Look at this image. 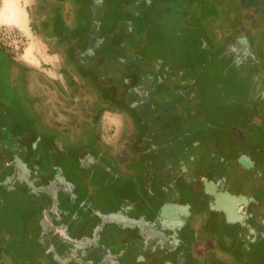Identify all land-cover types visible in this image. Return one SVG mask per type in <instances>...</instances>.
Here are the masks:
<instances>
[{
  "label": "rangeland",
  "instance_id": "rangeland-1",
  "mask_svg": "<svg viewBox=\"0 0 264 264\" xmlns=\"http://www.w3.org/2000/svg\"><path fill=\"white\" fill-rule=\"evenodd\" d=\"M31 1L0 0V45L17 61L37 70L47 79L62 80L54 71L56 56L49 53L42 39L32 31L33 14L28 13ZM39 1L43 5L54 3L53 0ZM55 1L59 2L60 8L67 9L86 0ZM241 1L244 3L242 7L238 0H97L92 17L102 27L109 24L110 27L100 29V32H105L107 40L111 41L109 46L113 57L108 62L93 57L89 65L98 69V74L106 65L108 74L104 75L101 83L112 84L117 97L134 102L133 107L130 106L131 112L126 111V115H132L134 128L131 131V122L125 114L115 111H104L97 125L93 115L98 110L94 109L89 115L84 100L64 114L59 112L53 101H48L42 106L37 105L44 108L45 115H28L32 121L43 119L58 127L56 131L44 133L43 142L36 144L35 141L34 150L22 155L30 162L33 155L43 152L40 169L43 171L53 163L61 168L64 178L71 182L74 198L77 199L75 202L83 200L85 203L83 209H114L121 207V201L119 195L112 194L114 199L104 200L102 205V194L108 193V188L102 185L100 170L92 172V166V169L76 168L74 161L77 159L86 166L93 161L86 146L79 148L82 144L101 143L105 149L97 150V154L108 160L106 163L112 166V170L115 168L118 171L120 168L116 166L111 152L121 155L120 138L123 137L124 171L134 162H140L138 152L145 150L142 162L150 165L146 170L153 175L154 181L169 182L171 177L179 181L182 176L191 182L192 191L184 195L188 203L185 208L189 211L186 210L181 219L174 216L171 219L173 227L169 228L170 236H176L174 242L184 249L186 257L173 260L164 244L157 245L155 240L141 242L134 231L126 230L127 225L138 223L136 217L139 215L145 218L140 223V230L145 229L148 235L149 230L166 235L168 231L157 226L159 217L154 214L162 196H146V191L133 177L134 167L128 169L130 172L127 170L124 178L119 176L123 180L124 196L135 200L136 205L111 214L110 224L104 225L100 231V241L110 250H118L123 256L120 259L123 264H198L197 261H201L194 259L197 256L194 250L196 243L201 249L204 245L207 248L203 264H264V78L251 73L249 66L237 65L218 54L226 29L233 25L236 18H240L241 13H245L248 24L260 16L258 0ZM80 13L71 11L72 17L78 16L71 28L82 25L84 18ZM116 36L122 39L121 43L112 42ZM141 50H144L141 54L145 57L141 59L140 56L138 60L136 54ZM151 55L152 58L149 57ZM31 78L29 88L39 93L40 89ZM26 88V80L6 76L0 83V96L16 97L15 100L31 107L33 99L29 98ZM0 122L1 127L7 128L9 136L16 133L17 125L14 127L7 115H0ZM40 122L44 124L42 120ZM62 127L67 129L59 130ZM57 135L62 142L59 159V154L55 155L54 150L44 149L42 145L44 142L51 143L52 136ZM24 137L22 145H27L29 139ZM4 143L11 145L9 140ZM0 148L3 146L0 145ZM5 155L0 151V156L8 159L1 162L11 163L12 157ZM206 180L208 183H205ZM218 180L221 186L217 185ZM201 188L208 189L210 199H214L212 192L225 190L229 194L217 195L242 202L244 210L240 209L236 214L228 205L224 216L227 221L240 224L246 218L253 230L258 229L260 237L254 239L251 248L253 252L261 251L259 258L257 255L254 257L251 248L244 251L249 240L245 229L236 231L231 226L224 228L217 223L220 227L213 230L210 224L207 225L205 219L209 213L198 192ZM4 189L0 186V240L10 241L15 237L25 244L26 239L30 241L37 231L33 221L35 197L27 195L19 185L14 193L21 197L9 195ZM165 191L170 196L168 201L179 203L173 181ZM61 197L65 198L62 193ZM27 201L32 204L28 205ZM68 204L74 209L70 202ZM176 207L179 216L184 206ZM232 207L236 209L239 205L235 203ZM159 216L163 225L165 217ZM87 218L88 223L92 221L89 216ZM183 223L186 225H181ZM117 224L126 231L119 233L115 227ZM247 225L241 224L240 227ZM91 228L90 224L86 232L91 233ZM232 235L235 238L230 241L228 237ZM207 242L209 245H206ZM38 248L39 244L34 248L35 252L41 254ZM6 250V246L0 244V258L11 264L13 256L16 259L18 256ZM248 256L252 259L245 260ZM17 264L26 263L19 261Z\"/></svg>",
  "mask_w": 264,
  "mask_h": 264
},
{
  "label": "flooded vegetation",
  "instance_id": "flooded-vegetation-1",
  "mask_svg": "<svg viewBox=\"0 0 264 264\" xmlns=\"http://www.w3.org/2000/svg\"><path fill=\"white\" fill-rule=\"evenodd\" d=\"M53 1L54 3L51 2L43 5L39 0H32L31 9H28V13L33 14V18L31 19L32 31L42 39L49 53L56 56L57 64L54 65V71L62 80L47 79L42 73L35 69H33L35 73H33V71H25L26 75L24 76V80H26V90L29 98L33 99L31 107L26 105V103L22 104L23 102L21 100H15L16 97H8L7 99L0 97V115H7L14 123V127L15 124L17 125L15 127V129H17L16 133L13 132L11 136H9L5 130L6 140H9L11 145H6L4 143L6 140L0 138V145L3 146V148H0V151H3L6 157L10 155L13 160L11 163L5 164L1 161L8 159L0 156V186L5 187L4 192L9 195L13 194L15 196L17 195V197H21L22 195L14 193L16 187L19 185L24 188L27 195H33L35 197L34 205L36 206L33 209V221L34 225L37 226V231L34 232L35 235L33 238H30V241L26 239L25 244L15 237L10 239V241H8V239H3V241L0 240V244L6 246L8 253L17 254V259L13 256L11 264H17L19 261L25 262L26 264H48L50 262L58 264H123L120 260L123 256L119 251L116 250L115 252L114 249L110 250L100 241V231L104 225L110 224L111 214H115L117 211H123L124 208L134 207V205H136L135 200L124 196L123 180L119 178V176L124 178V175L127 174V170L134 167L133 174L135 173V175L133 177L135 180L139 181L138 183L141 189L146 191V196L151 197L154 194L162 196V199L155 206L154 214L159 217L158 220L160 223H158L157 226L159 228L162 227L163 231L166 230L168 233L166 235H160L159 231L155 233L157 230H149L150 234L148 235L145 229H139L141 221H145V218L139 215L136 217L138 223L127 225L126 227L128 229L126 230L134 231L138 238H141V242L146 243V241L155 240L157 245L164 244L165 248H167L170 253L169 257H172L173 260L178 257H186L184 249L180 248L179 245H176L174 242L177 240L175 239L176 236H170L171 230H169V228L173 227L171 219H174V216L177 219H181L182 214H184L186 210L189 211L187 207L185 208V205L187 206L188 203L184 195L186 192L192 191L191 182L186 177L181 176L179 181L171 177L170 181H173L175 184L179 203L168 201L170 196L165 190L170 186V181H154L153 175H150V173L148 174L146 168L150 165L143 164L142 162L145 150L138 152L140 155V162H134L133 165L135 166H127L128 169L124 171V160L126 158L124 157V138L121 137V155L117 152H111L113 159H115L114 162L116 166L120 168L117 171L115 168L112 170V166L106 163L108 160L104 157L101 158L100 155L97 154V150L105 149L101 143H95L94 145L91 143L79 145V148H84L86 146L88 153L91 152L90 155L93 161L90 162L91 165L86 166L82 165L79 162L80 160L77 159L74 161V165L78 169H92L93 167L92 172H94V170H100L99 178L103 179L102 185L108 188V193L102 194L104 196L102 205L105 203L104 200L114 199L112 194L116 196L119 195L121 201L119 202L121 207L116 206L114 209L108 210H101L98 207H93L92 210L89 211L82 208V206L85 205L83 200L78 203L75 202L77 199L74 198V190L72 189L71 182L64 178L61 168H57L53 163L46 166L50 169L46 168L43 171L40 169L39 163L42 161L43 152L41 155H33L30 162L22 155V153L25 154L26 151L32 152L34 150L33 145L35 141L36 144L38 142H43L42 140L44 136H46L44 133L49 132L51 129L56 131L55 129L58 127L51 122L49 124L43 119L41 120L45 125L43 123L41 124V120L32 121L31 117L28 118V115H45L43 112L44 108H38V104L42 106L48 101H53V103L57 105L59 112L64 114L73 105L84 100L86 112L89 115L92 114L94 109L99 111L100 107H102L103 110L100 112L98 118H95L97 125L98 119L104 111H115L126 115V111L131 112V107H133L134 104V102L127 101L125 98L117 97L116 89L112 84L101 83L106 74H108L106 65L102 66L104 70L99 74L98 69L89 65L93 57H98L104 62L110 61L113 57L112 48L109 46L111 41L109 42L107 40L109 38L106 36L105 32H100V29L106 30V27H110L109 24L102 27L101 24H98L99 21L92 17V12L95 10L94 7L98 5L96 4L97 0H86L82 2L81 5L78 3L75 4L76 7H68L67 9L60 8L59 2ZM72 10L81 12L80 15L84 18L82 25L78 28H71L74 24L73 20L78 17H72ZM245 16V13H241L240 18L238 17V20L236 18L233 25L226 29L223 41L219 44L218 54L228 58V60L237 65L249 66L251 69L249 71L251 73H255L264 78L263 73L256 71L257 63L255 60L259 57L258 54L261 53V40L264 33V14L260 12V16L256 18L255 22L252 24L246 23L247 18ZM120 33L123 34V31H120ZM120 40L122 39L119 38V36L112 38L113 43L117 41L121 43ZM142 51L144 50L136 54L138 60H140V56L141 59L145 57V54H141ZM1 52L9 54V52L0 45V53ZM10 56L16 61L12 55ZM149 57L152 58V55ZM16 75L17 71L13 68L10 76L16 78ZM31 77L34 79L36 87L40 89V92L38 91L39 93L32 92L29 88L28 82ZM98 103L100 104L99 106H97ZM126 116L131 122L132 131L135 125L132 115ZM65 128L67 129V127H62L59 128V130ZM5 129L7 128L5 127ZM18 131L20 133H18ZM24 136L29 139L27 145L25 143L22 145L23 138H25ZM52 137H54V139L51 140V143L46 144L44 142L42 145L44 149L48 148L54 150L55 155L59 154V159V157H61L62 142L60 138H57L58 135ZM72 137L73 135L71 138ZM135 145H137V141ZM135 145L133 148L137 152ZM18 152H21V155H19ZM177 164H180V162ZM100 172H102V174ZM104 175L105 177H103ZM109 178H111L110 181ZM205 183H208L207 180ZM217 185L221 186L220 180L217 181ZM224 191L225 190H222L219 193L212 192L211 194L214 196V199L208 197L210 196L208 189L201 188L198 191L204 203L203 205H205L206 211L209 213L205 222L207 225L210 224L213 230H216V227L219 226L217 223L225 226L224 228L231 226L235 228L236 231L240 228L245 229L244 233L249 240L244 251H248L254 244V239L260 237V233L257 228L253 230V228L249 226L250 223L246 221V218L242 220L241 224L248 225L241 227L240 222L227 221L224 216L226 206L229 205V209L235 210L236 214L240 212V209L244 210V208L241 201L236 202V200L231 197H219V195L229 194V192L227 193ZM61 193L65 198H59ZM68 202L73 205L74 209H71ZM235 203L239 205L236 209L232 207ZM27 204L30 205L32 203L27 201ZM176 206H184V210L179 216L176 212ZM214 206L218 207V209H215ZM159 215L165 217L166 222L163 223V225L161 224ZM218 215H220V217H218ZM88 216L92 220L89 223L87 221ZM147 223L156 227L151 224L150 221H147ZM90 224L92 230L91 233H87L86 231ZM181 225L185 226L186 224L183 223ZM10 226H13V223L10 222ZM253 226L255 227L254 224ZM115 227L119 233L126 231L125 229L123 230V227L119 224ZM134 228L137 229L134 230ZM22 229L23 231L25 230L24 228ZM233 235L228 237L230 241L235 238ZM38 244V249L41 250V254L40 252L36 253L34 249ZM196 244L194 245V250L197 256L194 259L204 262L203 259L207 256L206 253L204 256V252L207 248L204 245V249H201V247H198V244ZM139 245L140 244H138V246ZM206 245H209L208 242ZM251 249L253 252L254 249ZM260 252V250L253 252L254 257L257 255L259 258V256H261ZM237 253L238 251L236 253L234 252V254ZM140 254L141 251L139 252V255ZM238 257H240V255H238ZM246 259L251 260L252 258L248 256L245 260ZM262 261L264 262V260ZM197 262L198 264H203L199 261ZM0 264H10V262L0 258Z\"/></svg>",
  "mask_w": 264,
  "mask_h": 264
},
{
  "label": "trees",
  "instance_id": "trees-1",
  "mask_svg": "<svg viewBox=\"0 0 264 264\" xmlns=\"http://www.w3.org/2000/svg\"><path fill=\"white\" fill-rule=\"evenodd\" d=\"M239 4L244 5V3L241 0H238ZM258 6L260 7L261 13L264 14V0H258ZM33 29V28H32ZM263 42H264V33L262 36V40H261V53L258 54V58L255 59L257 66H256V71L263 73L264 74V51H263ZM15 68L17 71V75L16 78H19L20 81L22 79H24L25 71H33V69H30L29 67H27L26 65H24L22 62L20 61H15L11 58V56L7 53H0V83H2L3 77L5 78L6 76L10 77V73L12 71V69ZM33 73H35L33 71ZM1 97V96H0ZM7 94L4 95V99H7ZM100 104L98 103L97 106H99ZM105 108V107H104ZM102 107H100L99 111H97L96 115H94L93 117H95L96 119L98 118L100 112L102 111ZM11 122L12 120L9 119ZM9 122V123H11ZM14 124V123H13ZM2 126V123L0 122V127ZM53 130V129H51ZM18 133H20L18 131ZM6 133H5V128L1 127L0 128V138H2L3 140H6L7 137H5ZM7 251V250H6ZM8 253V252H7Z\"/></svg>",
  "mask_w": 264,
  "mask_h": 264
}]
</instances>
